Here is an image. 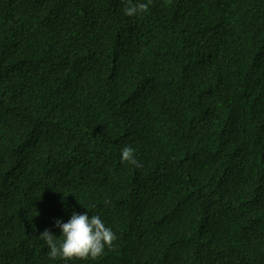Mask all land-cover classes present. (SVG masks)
Instances as JSON below:
<instances>
[{
    "label": "trees",
    "instance_id": "16d2710c",
    "mask_svg": "<svg viewBox=\"0 0 264 264\" xmlns=\"http://www.w3.org/2000/svg\"><path fill=\"white\" fill-rule=\"evenodd\" d=\"M128 3L0 0V264H264V0Z\"/></svg>",
    "mask_w": 264,
    "mask_h": 264
},
{
    "label": "clouds",
    "instance_id": "9594fccd",
    "mask_svg": "<svg viewBox=\"0 0 264 264\" xmlns=\"http://www.w3.org/2000/svg\"><path fill=\"white\" fill-rule=\"evenodd\" d=\"M151 0L142 2L136 0L123 9L124 15L134 16L147 10ZM120 159L130 164L137 161L134 149L124 146L120 150ZM54 227L59 229L57 237L48 228L39 235L47 247V256L52 260L71 261L74 259H96L104 254L106 248L111 247L116 239L111 227L107 226L99 215H89L88 211L77 214L73 212L67 221L57 219Z\"/></svg>",
    "mask_w": 264,
    "mask_h": 264
}]
</instances>
